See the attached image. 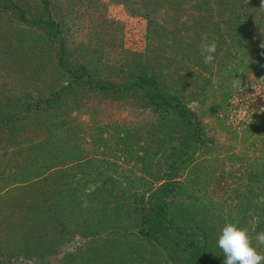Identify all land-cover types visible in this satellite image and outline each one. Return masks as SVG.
<instances>
[{
  "label": "rangeland",
  "instance_id": "1",
  "mask_svg": "<svg viewBox=\"0 0 264 264\" xmlns=\"http://www.w3.org/2000/svg\"><path fill=\"white\" fill-rule=\"evenodd\" d=\"M13 1L26 12L27 21H18V10L0 7V94L17 106L0 105V110L19 112V105L45 99L72 81L57 66L65 56L76 82L67 84L69 96L39 118L61 120L74 140L72 146L82 150L83 162L105 154L101 172L111 174L115 186L151 193L159 183L154 177L170 171L168 166L180 156V142L169 139L167 131L179 128L181 121L176 113L147 106V90L138 86L144 73L175 103L198 116L207 139L202 148L192 146L196 152L177 173L176 193L166 195L171 227L183 236L191 234L195 247L212 251L219 249L217 239L226 223L237 224L253 237L264 231V219L257 218L264 213V180L255 186L248 181L249 174L264 175V0H245L248 16L240 28L228 25L229 14L215 8L218 0ZM17 46L24 52H12ZM211 46L214 53H208ZM209 54L213 61L206 64ZM237 80L239 87H233ZM111 87L126 90H105ZM125 130L131 132L127 139ZM156 132L158 155L149 147ZM3 134L0 160L16 162L20 158L7 155L8 133ZM115 135L123 139L126 151L119 150ZM31 139L22 140L23 149L34 145ZM185 158H179V167ZM14 165L5 171V179L14 174ZM144 171L159 173L147 178ZM7 181L0 183V191L8 187ZM244 210L251 217L239 223ZM4 227L9 226L1 222L0 241L13 242L11 227L1 236ZM68 237L52 257L63 258L80 246L79 238L66 242ZM120 241L109 248L115 253L110 263L130 264L139 252ZM256 247L264 253V245ZM141 252L137 264H144ZM7 264L21 263L13 259Z\"/></svg>",
  "mask_w": 264,
  "mask_h": 264
},
{
  "label": "trees",
  "instance_id": "2",
  "mask_svg": "<svg viewBox=\"0 0 264 264\" xmlns=\"http://www.w3.org/2000/svg\"><path fill=\"white\" fill-rule=\"evenodd\" d=\"M232 2L218 0V7L215 8L229 14L228 25L240 28L245 25V18L248 16L245 0H235V7H231ZM4 6L19 11L18 21H27L26 12L13 0H0V7ZM234 10L235 15L231 16L230 12ZM14 14L17 15L18 12ZM49 24L51 29L56 27L54 22ZM239 42L241 43L240 40ZM65 49V44L62 43L60 50L64 52ZM12 52L23 53L24 49L17 46ZM57 66L72 79L68 83L76 82L74 71L67 69L65 56ZM141 77L138 86L147 90V106L162 113H176L181 121L177 123L179 128H169L167 131L169 139L180 142V156L177 154L176 160L168 166L170 171H162L160 177H154L159 183L151 193L142 189V193L127 192L120 186H115L118 182L111 174L101 172L100 163H106L105 154H97L101 156L98 158L93 155L83 162V152L76 145L72 146L74 140L69 130L63 126L64 123L61 120L58 123L49 121L50 117L45 120L39 118L40 114H49L66 95H70L68 83L59 85L45 99L19 105L22 109L19 112H9L3 108L0 110V133H8L5 134L9 140L5 148L9 150L7 155L16 154L20 158L13 163L0 160V183L10 180L7 181L8 187L0 191V224L2 222L11 227H4L1 236H5L9 229L11 239H14L13 242L0 241V262L7 264L15 259L21 264H111L115 253L109 252V248L120 239L121 246L125 245L128 249L139 252L140 258L137 257L130 264H137L142 260V250L144 264H223L224 257L220 249L212 251L208 246V250L195 247L190 239L192 235L185 233L183 236V233L173 229L169 218L171 206L166 195L176 193V186L179 184L177 173L185 168L196 152V149L192 152V146L202 148L207 142L202 123L193 111L175 103L174 97L160 88L157 80L146 77L144 73ZM78 79L79 77L77 81ZM105 90L119 92L126 88L111 87ZM0 105L10 107L12 102L3 100L0 94ZM16 106L17 104L12 105L11 109H16ZM158 133H154L149 144L155 155L160 154L156 147L160 140ZM123 134L127 139L131 132L125 130ZM30 138H33L30 141L34 145H27L23 149V141ZM114 139L119 141V150L126 151L120 135H115ZM170 148L177 149L178 146ZM146 151L151 153L150 150ZM179 158H185L180 167L177 163ZM11 165H14L15 172L5 179V171H9ZM7 166L8 170L5 169ZM144 172L147 178L159 173ZM263 180V174H249L248 181L253 186L261 185ZM9 187L13 189L8 190ZM250 188L252 191L253 187ZM247 210L241 212L239 223L251 217V212ZM8 213L10 217L7 216ZM257 218L264 219V213L258 214ZM66 235L69 236L66 242L79 238L80 246L63 258L52 257ZM189 241V247L183 245Z\"/></svg>",
  "mask_w": 264,
  "mask_h": 264
},
{
  "label": "clouds",
  "instance_id": "3",
  "mask_svg": "<svg viewBox=\"0 0 264 264\" xmlns=\"http://www.w3.org/2000/svg\"><path fill=\"white\" fill-rule=\"evenodd\" d=\"M215 47L208 48V53H214ZM212 55H206L204 62L211 63ZM233 87H239V81L233 82ZM264 245V231L255 236L235 223H226L217 239V247L223 253V264H264V253L256 245Z\"/></svg>",
  "mask_w": 264,
  "mask_h": 264
}]
</instances>
